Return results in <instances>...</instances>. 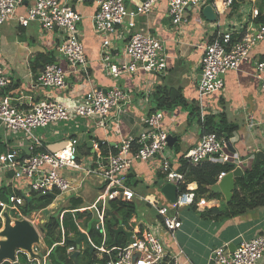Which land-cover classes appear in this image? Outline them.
Returning a JSON list of instances; mask_svg holds the SVG:
<instances>
[{"label": "crops", "instance_id": "obj_1", "mask_svg": "<svg viewBox=\"0 0 264 264\" xmlns=\"http://www.w3.org/2000/svg\"><path fill=\"white\" fill-rule=\"evenodd\" d=\"M61 1L69 2L81 16L77 30L88 63V75L73 71L60 56L58 52L60 36L57 32H44L37 22H32L24 28L15 20H11L0 26V62L9 78V86L0 93V96L11 99L15 105L38 104L49 100L69 104L81 99L91 90L105 93L113 87H118L127 94V104L120 111L110 113L106 126H99L97 120L75 119L70 123L55 124L45 130H37L35 134L41 138L44 148L47 150L49 144L68 142L70 138H76L77 155L81 160L94 157L93 155L97 153L107 154L116 149L123 139L137 137L142 129L143 120L150 113L161 111L163 114L161 126L174 138L165 155L171 159L173 168L177 170L182 156L202 137L197 117L194 119L191 113L199 112L197 86L201 78L200 59L204 46L217 34L226 30L242 33L258 29L261 25L255 24L256 17L251 16V10H258L259 0H250L242 4L235 13H230L229 10L220 17L213 10L216 17L214 22L207 21L203 15L205 6L210 5L209 0H205L203 8L187 9L185 12L187 22L179 26L171 23L166 4L159 2L147 14L137 16L132 29H117L110 35L97 34L94 30L93 16L97 12L94 0ZM124 2L129 11L136 12L140 0ZM31 3L26 1L17 9V15L24 14ZM135 33L149 34L160 39L165 56L164 71L154 74L139 71L121 75L117 79L106 76L101 61L104 54L110 56L113 64H121L124 61L125 44L130 35ZM37 56L46 58L37 60ZM49 58L53 60H48ZM49 61L61 67L66 73L65 89L56 90L36 85L38 74ZM261 61H264V42H259L251 49L248 60L238 70L229 71L222 76L223 87L220 92L210 94L202 101L205 115H212L216 120L220 115L224 116L228 123L237 128L227 140L230 148H226V153L241 162L239 165L243 174L255 166L257 152H264V91L254 77L256 63ZM170 90L178 91L185 105H178L171 110L156 109V99H159L164 91ZM87 142H91V147H88ZM25 147L29 148V141L23 133L7 134L0 128V153L13 150L19 158H25L23 156ZM160 164L158 158L147 163H136L123 174L125 187L135 193L132 203L146 205L155 215L152 219L149 216L145 217V222L139 221L135 212L128 222L131 231L142 232L157 227L159 218L147 201H156L161 206L171 205L161 194V186H158L159 182H162V185L167 184L160 172ZM63 174L71 176V173ZM11 183V175L0 174V188L3 185L11 187ZM101 183L96 177H91L85 181L83 190L77 197L51 198L53 201L48 207L28 217L34 219L32 225L39 234L40 246L33 250L41 260H47L51 264H74L70 256L76 251V247L73 252H68L70 247L64 248V240L66 238L75 241L78 235H74L72 227L68 226V235L63 236L62 229L59 243L46 240L40 228L49 217L58 215L61 220L67 212L72 215L74 212H86L90 214L91 221L98 219L97 224L94 222L95 228L100 218L104 226L105 210L103 214L93 208L88 210L96 201L91 204L90 198L96 191L99 195L100 189L97 187L101 186ZM94 188L96 190H93ZM220 196L219 199L206 200L208 203L206 208L198 210L195 207L196 213L218 208L222 201L225 202L223 196ZM77 201L80 204L73 210L74 202ZM80 209L84 211L81 212ZM181 223L182 227L173 237L163 230H157L165 250L170 255L179 254L180 264H209L215 248L225 246L229 251H233L241 240L264 235V207L222 221H208L188 216L184 222L181 220ZM124 228L128 231V228ZM79 231L82 232V229L79 228ZM83 232L87 234L86 231ZM88 241L94 247L89 237ZM79 246L76 264H89L87 256L85 257V252L89 250L88 244L81 241ZM104 256L101 247H98L97 263L101 262ZM37 263H40L38 259L30 260L27 255L20 258V264ZM261 264H264V256Z\"/></svg>", "mask_w": 264, "mask_h": 264}, {"label": "built area", "instance_id": "obj_2", "mask_svg": "<svg viewBox=\"0 0 264 264\" xmlns=\"http://www.w3.org/2000/svg\"><path fill=\"white\" fill-rule=\"evenodd\" d=\"M31 1L24 14L17 15V9ZM97 12L93 16L94 30L97 34H114L117 29H132L134 19L147 14L156 4L164 2L167 14L174 26L187 22V9L203 8L205 0H140L137 11H129L124 0H94ZM215 14L220 17L229 12L232 0H212L210 2ZM258 10L252 9L251 16L257 17ZM15 20L19 26L27 27L32 22L40 24L42 31L57 32L60 36L58 52L73 71L88 75V63L83 45L79 39L77 26L81 16L67 1L61 0H0V26ZM243 36L233 41V35ZM259 42H264V25L250 32L226 30L217 34L204 46L200 59L201 78L197 86L199 119L203 122L205 115L203 99L223 87L222 76L229 71L238 70L249 58L251 49ZM106 76L113 79L124 74L144 72L147 74L162 73L166 67L163 46L160 39L152 35L131 34L124 47V61L113 64L105 53L101 59ZM255 79L264 91V61L257 62ZM36 85L44 88L63 90L66 88V73L61 67L52 63L43 67L36 78ZM9 86V78L0 62V93ZM127 104V94L118 87L105 93L91 90L79 100L69 104L57 101H44L38 104L15 105L11 99L0 96V128L7 134L23 133L28 141L29 156L19 158L15 151L0 153V174L11 175L12 192L22 195H11L8 202L0 201L4 211H18L24 204L23 198L32 195L55 194L56 198L77 197L83 190L85 181L96 177L103 183V190L93 206L100 214L104 213L105 202H132L135 193L124 185L123 174L136 163H147L160 160V172L168 184L174 185L177 198L174 204L158 205L156 201H147L155 211L159 222L157 227L133 233L130 241L121 248L102 251L107 257L98 264H180L179 254L170 255L158 237L157 230H163L171 237L182 227L180 210L195 206L198 210L206 208L205 198L197 199V184L187 183L183 174L173 168L172 161L165 155L168 150L169 133L162 128L161 111L150 113L144 120L139 135L123 139L115 152L94 154V157L79 160L77 158L78 140L70 138L64 149L51 153L40 151L44 148L37 130H45L52 125L70 123L75 119L97 120L99 126H106L112 111H120ZM227 141L215 134L203 135L198 143L182 156V160L192 166L203 162L222 164L241 162L226 153ZM84 161V163H82ZM71 173V176L63 173ZM74 174V175H73ZM225 174L218 176V181ZM180 188H183L180 191ZM83 212L84 210H81ZM29 217V216H28ZM21 214L17 218L34 223ZM102 217V216H101ZM36 218V217H35ZM62 219L59 220L62 231ZM96 230L104 234L103 221L100 218ZM74 248L68 249L73 252ZM181 253V252H179ZM212 264H261L264 256V235H257L250 240H241L233 251L227 247H217L212 252ZM37 264H51L42 260Z\"/></svg>", "mask_w": 264, "mask_h": 264}, {"label": "trees", "instance_id": "obj_3", "mask_svg": "<svg viewBox=\"0 0 264 264\" xmlns=\"http://www.w3.org/2000/svg\"><path fill=\"white\" fill-rule=\"evenodd\" d=\"M211 1L212 0H209V2ZM248 1L250 0H232L230 13H235L242 4ZM257 6L258 15L255 19V24L264 25V0L257 1ZM242 36L243 34L234 35L233 41L240 39ZM44 58L46 57L37 56V60H45ZM48 60L53 59L49 58ZM47 64H52V62L49 61L46 63V65ZM162 94L163 95L159 99H156V109L171 110L178 105H185V102L178 91H164ZM197 112L198 111H193L191 115H194V119L197 117V123L200 125L202 136L206 134H215L218 138H224L227 141L228 138L236 132L237 128L235 125L228 123L224 116L220 115L216 120L214 116L206 115L203 122H201L199 119V113ZM40 151L43 152L46 151V149L43 148ZM111 152H115V149H112ZM101 154L105 155L106 152H102ZM23 156L26 157L25 153ZM179 162L180 163L177 171L184 175L187 183L195 182L197 184V199L205 198L206 200H213L221 198L219 194L211 193L210 188L218 182V176L220 174H227L231 172V167H229L227 164L218 162H203L197 166H192L182 159H180ZM182 190L183 188H180V191ZM14 194L21 196L20 192H12L10 186L3 185L0 188V201L8 202V197ZM23 199L24 204L19 208V210L17 212H12L16 218L18 214L28 217L32 213L45 209L53 201L47 195H44L40 198H36V196L32 195L30 198ZM79 204V201L74 202L72 209H77ZM261 207H264V161H262L259 165L246 170L242 177L235 179L233 197L229 203L226 204L224 201H222L218 208L205 209L204 211L199 212L198 215L204 220L222 221L223 219H231ZM191 209H193L195 212L197 211L195 206H192ZM135 212L136 207L132 202H109V208L105 209L103 226L104 235L99 230H96L94 223L89 225L91 220L89 213L74 212L72 215L71 213L67 212L62 216L61 222L62 229L64 230L62 235L65 237L68 235V226L72 227L71 231L76 236L80 232L79 228H81L82 231H86L95 249L93 247L92 253H89V250L87 249V252H85V257L87 256L89 264H95L98 262L96 257L97 248H100L103 245L106 249H112L114 231L121 225L128 228V222ZM40 231L46 240H50L51 243H59V240L62 236L59 216L57 215L49 217L46 222L41 225ZM126 244V237L119 235L116 239L115 247L121 248ZM69 247H73L75 249V243L74 241H69L65 238L64 248L67 249ZM106 258L107 257L104 256L103 260H101L99 263L105 262Z\"/></svg>", "mask_w": 264, "mask_h": 264}, {"label": "water", "instance_id": "obj_4", "mask_svg": "<svg viewBox=\"0 0 264 264\" xmlns=\"http://www.w3.org/2000/svg\"><path fill=\"white\" fill-rule=\"evenodd\" d=\"M203 15L209 22H214L216 17L211 5L205 6L203 9ZM201 74V73H200ZM174 138L169 136L168 147H171ZM69 142H61L49 144L46 148L48 152L55 153L64 149ZM88 147H91V142H87ZM229 149L230 145L226 144ZM23 151L29 156L28 148H23ZM261 161H264V152H257L255 166L259 165ZM232 171L225 174L215 185L210 188V192L213 194H220L223 196L226 203H229L233 197V191L235 188V179L243 176L241 167H238L236 163H227ZM161 186L160 192L169 204H174L177 198V190L174 185L158 183ZM44 195H37L36 198L43 197ZM48 197L54 199V194H47ZM105 206L108 208L109 203L106 201ZM0 264H20V258L23 255H27L30 260L38 259L42 261L38 255L35 254L34 248L40 246V238L36 228L25 219H11L7 211L2 212L0 208ZM118 235L126 237L127 243L130 241L133 233L126 231L121 225L114 231L113 246H116V239ZM81 241H85L88 244L89 253L93 251L92 245L88 241V236L85 232H79L77 239L74 241L76 251L70 256V259L76 264L77 257L79 256V245ZM213 256H211L209 264H212Z\"/></svg>", "mask_w": 264, "mask_h": 264}, {"label": "rangeland", "instance_id": "obj_5", "mask_svg": "<svg viewBox=\"0 0 264 264\" xmlns=\"http://www.w3.org/2000/svg\"><path fill=\"white\" fill-rule=\"evenodd\" d=\"M77 158L79 159V160H81L80 158H79V156L77 155ZM84 158V157H83ZM82 163H84V161L82 162ZM5 184V183H4ZM98 189H100V191H99V194L102 192V190H103V183H101V186H99V187H97ZM93 190H96L95 188L93 189ZM87 191V190H86ZM89 192H90V190H89ZM98 194H97V191L95 192V194H94V196H92L91 198H90V203L92 204V202L94 203V201L98 198V196H97ZM135 205H136V215H137V217H138V220L139 221H145L146 222V218L145 217H147V216H149L151 219L153 218V217H155V215H154V213L153 212H150V210L147 208V206L146 205H144V204H142V203H135ZM7 213H8V215L11 217V218H14L15 217V215L12 213V212H9V211H7ZM188 216H190L191 218H199V215H198V213H196L193 209H191V208H185V209H182V210H180V218H181V220H182V222H184L185 221V219L188 217ZM94 222H96V224L98 223V219H94V221H91L90 220V223H89V225H91L92 223H94Z\"/></svg>", "mask_w": 264, "mask_h": 264}]
</instances>
